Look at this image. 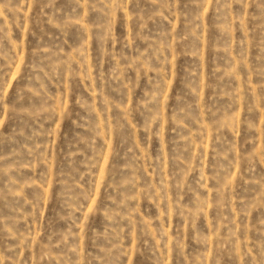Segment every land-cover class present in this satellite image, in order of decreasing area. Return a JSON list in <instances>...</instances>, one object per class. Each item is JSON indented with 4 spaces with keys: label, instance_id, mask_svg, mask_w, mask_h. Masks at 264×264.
I'll return each mask as SVG.
<instances>
[{
    "label": "rangeland",
    "instance_id": "obj_1",
    "mask_svg": "<svg viewBox=\"0 0 264 264\" xmlns=\"http://www.w3.org/2000/svg\"><path fill=\"white\" fill-rule=\"evenodd\" d=\"M0 264H264V0H0Z\"/></svg>",
    "mask_w": 264,
    "mask_h": 264
}]
</instances>
